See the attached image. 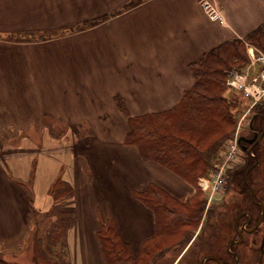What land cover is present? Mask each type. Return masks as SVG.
Listing matches in <instances>:
<instances>
[{"label": "crops", "instance_id": "1", "mask_svg": "<svg viewBox=\"0 0 264 264\" xmlns=\"http://www.w3.org/2000/svg\"><path fill=\"white\" fill-rule=\"evenodd\" d=\"M131 1L0 0V252L14 256L26 242L33 210L54 209L75 216L65 235L70 264H105L97 232L107 208L138 252L155 225L134 192L153 183L174 196L183 191V200L191 195L178 176L124 145L127 121L113 99L130 116L170 109L193 84L188 65L256 29L264 0H207L223 25L207 18L202 0H143L124 9ZM47 122L68 135L86 127L91 136L72 139L85 150L48 139ZM30 130L47 137L13 142ZM57 178L73 194L56 202L48 191Z\"/></svg>", "mask_w": 264, "mask_h": 264}, {"label": "trees", "instance_id": "2", "mask_svg": "<svg viewBox=\"0 0 264 264\" xmlns=\"http://www.w3.org/2000/svg\"><path fill=\"white\" fill-rule=\"evenodd\" d=\"M142 1H131L124 9ZM104 19L85 22L77 27L93 26ZM246 44L264 51V21L244 38L230 39L190 63L188 69L193 84L180 101L168 110L130 116L122 99L115 97V105L127 121L124 145L135 148L143 162L165 168L188 185L195 187L199 178L208 177L218 162L225 141L233 135L236 115L245 109L238 94L227 90L225 79L228 71H240L247 64ZM251 114L248 128L260 133L264 126V101L254 107ZM262 142L263 139L259 145ZM258 152L257 146L252 153L259 159ZM252 163L253 159L248 155L246 166L226 174L229 188L245 193L243 174ZM256 166L248 173V181ZM72 194V187L60 178L53 181L48 191V195L56 202ZM133 196L152 212L154 235L144 241L138 252H134L121 238L116 221L108 212L106 219L101 217L99 220L97 232L105 264H146L150 256L152 259L160 257L169 249L170 245L160 241L162 236L172 237L175 231L184 226L197 228L204 217L200 224L203 231L205 228H216V223L210 224L209 219L214 217L217 208L211 207L205 211L206 199L200 197L198 191L188 201L179 203L160 187L148 183L143 190L134 192ZM43 215L49 223L38 238L36 228L32 230L35 245L33 260L35 264H60L61 258L67 254L66 231L73 224L75 216L72 212L53 211H46ZM45 241L46 251L52 254L47 257L40 249V243ZM0 264L8 263L0 261Z\"/></svg>", "mask_w": 264, "mask_h": 264}, {"label": "rangeland", "instance_id": "3", "mask_svg": "<svg viewBox=\"0 0 264 264\" xmlns=\"http://www.w3.org/2000/svg\"><path fill=\"white\" fill-rule=\"evenodd\" d=\"M239 100H241V102L243 101V99H241L240 96H239ZM242 105H244V103H242ZM245 108H247L246 105H245ZM251 113L252 112L247 113L246 110H244V111L242 110V112H239L236 115L237 120H236V125L234 128L233 135L231 136V138H229L227 141H225V143H224V145H223V147L219 153V159H218V162H217L215 168L209 172L208 177L199 178L197 181V185L195 187L192 185H189L191 188V195L189 197L185 198L184 200H183V198H177L178 197L177 195L183 194V191H180L177 188H175V191L174 190L172 191V193H174L175 196L173 194L169 193L167 190H164L161 188L167 194H169L174 199H176L179 203H181V202L183 203V202L188 201L198 191L200 193V197H203L206 199L205 211L211 207L217 208L214 217L209 219L210 224H213V222H215L216 220H219V219L220 220L221 219L226 220V218L224 216L219 214V212L221 210L220 206L222 205L221 203H223V201H226L227 204L230 203L232 205V203L234 201V196L239 198V194H236L237 191H234L233 189H231L229 187L225 191V187H226V183H227L226 174H228L229 171H232L234 169H238V168H242V167L246 166L245 164L247 161L248 154L246 153V151H242L240 149V151L236 152V158L234 159V161L229 162L230 164L228 163L229 164L228 167L223 165L224 161H223L222 155H223L224 151L226 150V147H228L229 142L233 141L236 138V136H249L251 134L250 132H248V122H249L250 116L252 115ZM47 124H48L47 125L48 128L54 127V129L48 130V134H47L48 139L49 138L50 139L51 138H54V139H56V138L57 139L58 138L59 139H70L69 141L68 140L67 141H68L69 146L71 147L72 151L76 150L75 152H77V153L83 152L84 148H82L80 146V144L76 145L72 139L77 138L76 132H77V134H79V136L81 138H86V136H91L89 134L90 132L88 131V129L86 127L85 128L83 127V129H79L76 132L72 131L68 135V131L66 129H64L60 124H51L50 122H47ZM44 132H47V131L46 130L45 131L44 130H30V131H27L25 133L20 134V136L17 137V139L13 140V142L18 143V141L22 137H25V136H28L35 141H39L41 137H44V136L47 137L46 134H44ZM48 141H49V144L50 143L52 144L51 140H48ZM84 144H87V143H84ZM83 147H85V146L83 145ZM258 149H259L258 154H259L260 160L258 159V163H257L255 170L253 171L252 174L250 173V175H249L250 176L249 180L252 179L250 182H251V185L254 186V189L256 188L258 183L264 184V138H263L262 144L259 145ZM249 156L251 157V155H249ZM222 165H223V168H222ZM218 175H219V177H218ZM217 177H218V180H219V178L221 180H224L222 182L219 190L214 188V181ZM252 189H253V187H252ZM236 205H237V207H240V205L238 203H236ZM48 211H53V212L58 213V211H56L54 209H49ZM45 212H46L45 210L44 211L33 210L34 214H31V229L27 235L26 242L16 249V254L14 256L6 255L5 252L3 253V251L0 252V261L1 262L2 261L4 262V260H6V261L10 262L9 264H35V262L33 260V250H35V248H34L35 245H34V241H32L33 240L32 234L34 233V231H32V230L34 228H36L37 234H38L37 238L39 236H41V234H43V231H44L46 225L49 223L48 220L44 217V215L42 216V214ZM108 212L110 214H112L111 210L109 208H107L105 211V215L103 216V219L107 218ZM61 213H66V212H61ZM112 216H113V214H112ZM204 218L200 224L203 223ZM200 224L197 226V228L196 227L195 228H189L186 226L180 227L177 231H175V233L172 237H170V236H164L163 237L162 236L160 238V241L163 240L166 242L167 245H170L169 249L167 251H165L160 257L156 256V257H153V259H152V256H150L149 258H147L146 264H174L176 262V260L178 259V257L181 256L184 251L190 249V247L192 245H194L193 243H195V242L194 241L191 242V240L194 237H196V235L198 236V240H200V242H199V246H200L201 245V239H206V238H203L202 234H204V233L207 234V232H208V234L213 233V232L217 233V231H215L214 228H212V229L205 228L203 231L201 229ZM260 230L264 232V223L261 226ZM226 240H228V239H224V242ZM205 243H206L205 241L202 242V244H205ZM247 243H248V245L250 244L249 241ZM256 243H257L256 244V246H257L258 241ZM40 245H41L40 249H41L44 257H47V255L48 256L52 255L51 253L46 251V246H45V245H47L46 241L44 243H40ZM240 251L244 254V257L246 259L245 264L246 263L247 264H254V262L256 261V256H257L256 254L251 253V251L248 248H246V246H244V245L240 248ZM183 259L184 258H180L178 264H184L185 262ZM60 264H70V258L68 256V254H66V256L61 258ZM262 264H264V261Z\"/></svg>", "mask_w": 264, "mask_h": 264}, {"label": "flooded vegetation", "instance_id": "4", "mask_svg": "<svg viewBox=\"0 0 264 264\" xmlns=\"http://www.w3.org/2000/svg\"><path fill=\"white\" fill-rule=\"evenodd\" d=\"M263 129L264 126L261 132L258 133L257 131L249 130L248 128V132H250L251 134L249 136L242 137L246 140L252 139V142L249 143L241 141L239 145L240 149L242 151H246L247 154L248 150H251V154L254 155L252 153L253 150H255L257 146L259 147V143L264 137L263 134L261 140L259 142H256ZM243 147H245V149H243ZM247 176L246 181L251 187L255 202L251 200L250 193L245 183L243 174L245 193L238 189H233L234 191L238 192H236V194H239V198L234 196L232 205L230 203L227 204L226 201H223V203H221L222 205L220 206V215L224 216L226 220L219 219L215 221V230L217 231V233L202 234L203 238L206 239H201L200 246V240H198V236L196 235V237L191 240V242H195L193 243L194 245H190L191 247L190 249H188L189 251H184L182 255L178 257L174 264H178L180 258H184V264H245L246 259L244 257V254L240 251V248L243 245L246 246V248H248L251 253L257 255L254 264L263 263L264 232L261 231L260 228L264 223V184L258 183L256 186L257 189H254V186H252L250 182L252 179L248 181ZM227 188L228 185L226 183L225 191ZM236 203H238L240 207H237ZM261 207L263 208V210L261 209ZM261 215L262 220L257 225V222ZM238 216L239 218L235 223V220ZM224 239L228 240L224 242ZM203 241H205L206 243L202 244ZM248 241L250 242L249 245L247 243ZM257 241L258 245L256 246Z\"/></svg>", "mask_w": 264, "mask_h": 264}, {"label": "built area", "instance_id": "5", "mask_svg": "<svg viewBox=\"0 0 264 264\" xmlns=\"http://www.w3.org/2000/svg\"><path fill=\"white\" fill-rule=\"evenodd\" d=\"M200 7L211 22L219 25L224 24V17L215 4L207 0H202ZM247 54L248 62L242 70H231L227 72L225 86L228 91L238 94L244 100L248 106L246 112H249L253 107L264 101V51H259L247 45ZM238 151L239 149L235 138L229 142L228 147H226L222 155L223 165L228 167L229 162L234 161L236 158V152ZM218 177L214 181V188L219 190L223 180L220 178L218 180Z\"/></svg>", "mask_w": 264, "mask_h": 264}, {"label": "water", "instance_id": "6", "mask_svg": "<svg viewBox=\"0 0 264 264\" xmlns=\"http://www.w3.org/2000/svg\"><path fill=\"white\" fill-rule=\"evenodd\" d=\"M263 134H264V129H263L262 133L259 135V137H258V139L256 140V142H259V141L261 140ZM241 141H245V142H249V143H250V142H252V139H251V140H246V139L243 138V137H239L238 140H237V143L240 145ZM243 149H245V147H243ZM248 154L251 155V157L253 158V163H252L251 166H249V167L245 170V173H244V180H245V183H246V185H247L248 191H249V193H250L251 200H252L253 202H255L254 197H253V194H252V191H251V187L249 186V184H248L247 181H246V176H247V174H248V173H249V172H250V171H251V170L257 165V157L251 154V150H248ZM261 209L263 210L262 207H261ZM238 218H239V216L236 218L235 223H236V221L238 220ZM261 220H262V215H261V217L259 218V220H258V222H257V225L261 222Z\"/></svg>", "mask_w": 264, "mask_h": 264}]
</instances>
